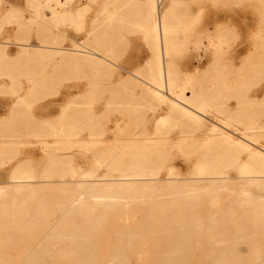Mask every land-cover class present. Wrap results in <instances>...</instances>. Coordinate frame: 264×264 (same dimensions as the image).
I'll list each match as a JSON object with an SVG mask.
<instances>
[{"label":"rangeland","instance_id":"1","mask_svg":"<svg viewBox=\"0 0 264 264\" xmlns=\"http://www.w3.org/2000/svg\"><path fill=\"white\" fill-rule=\"evenodd\" d=\"M143 1L66 0L68 7L65 9L55 6L60 7L59 11L77 13L82 10L78 28L57 23L50 4H46L48 0H0V42L7 45L0 54V119H4L0 134L8 139L0 141V160H4L0 182L8 181L9 171L19 161L29 159L38 174L42 171L41 178L35 181H50L44 183L45 187L37 182L42 188L35 184L39 193L63 200L80 191L64 188L65 182L60 181L74 185L72 180L82 179L86 173L94 175L93 179L118 177L122 170L135 168L139 161L148 168H156L162 182L175 177L193 179L198 176L196 168L201 155L208 150L213 155L219 153V157H207L209 165L220 162V169L232 180L241 179L238 163H233L234 157L225 155L226 147L218 151L206 147L214 135L210 131L211 121L195 127L189 120L176 115L171 125L161 126L157 131V120L170 113L168 107L157 106L156 100L128 74L141 71L148 76L151 71L148 61L153 50L141 29V16L138 18L139 14L143 15L139 12V4ZM181 1L184 2L177 7L175 20L178 43L170 56L177 78H190L195 90H205L211 102L218 104L222 112L214 111L210 118L221 120L239 113L242 122L235 124L240 132L246 131L250 118L264 125V38L261 37L264 0ZM217 29L229 38L221 51L220 65L212 52L206 53L195 44L196 40L214 34ZM57 36L61 37L60 42L51 43L50 38ZM82 41L115 53L122 67L109 70L98 66L95 69L89 61L65 57L57 51L54 54L41 53V49L33 51L41 45L72 48ZM13 84L21 88L19 95L28 94L36 84L40 86L38 99L33 101L32 107H22V112L14 118L9 113L16 96L4 88ZM186 93L192 95L191 90ZM74 99L80 101L83 108L76 105L69 110L65 118L67 124L50 126L42 134L44 140L33 136L34 131L46 128L44 119L59 115ZM6 116L9 117L5 119ZM9 136H19V141H11ZM260 144L264 145V134ZM245 158L241 155L239 162ZM73 170L77 172L75 177ZM254 182L252 189L264 195V183ZM203 191L206 214L211 210V198H218L217 204L223 208L233 192L221 187ZM30 206L33 208L34 202ZM131 208L128 221L121 215L114 216L93 239L101 258L117 247L114 245L116 232L125 223L134 227L136 218L143 215L142 206ZM39 223L43 225L46 221ZM38 239V235L16 237L13 244L0 250V256L20 263L24 248ZM151 257L149 240H143L139 248L130 253L133 264H147ZM66 262L57 260V264H75V261ZM189 264L201 262L193 260Z\"/></svg>","mask_w":264,"mask_h":264},{"label":"bare ground","instance_id":"2","mask_svg":"<svg viewBox=\"0 0 264 264\" xmlns=\"http://www.w3.org/2000/svg\"><path fill=\"white\" fill-rule=\"evenodd\" d=\"M65 1L48 0L45 3L50 4L57 23L79 28L82 10L74 13L55 7L59 5L65 9L68 7ZM182 2L145 0L139 4V12H143L138 15L143 21L141 29L153 50L148 61L151 71L148 76L141 71H129L128 74L156 100L157 106L168 107L170 113L157 120V131L161 126L171 125L176 115L189 120L195 127L211 121L210 131L214 135L206 147L216 151L226 147L225 155L234 157L233 163H238L241 179L232 180L220 169V162L209 165L206 160L219 157V153L213 155L208 150L201 155L196 168L198 176L193 179L175 177L162 182L156 168H148L139 161L135 168L122 170L118 177L93 179L94 175L86 173L82 179H73L74 185L60 181L65 182L64 188L80 192L55 200L45 193L40 194L36 186L37 182L44 184L49 180L35 181L31 174L14 169L10 181L0 182V250L13 244L16 237L38 235L39 239L24 248L22 262L14 263L8 257L0 256V264H57V260L75 261V264H133L130 253L137 250L143 240H149L151 245L152 257L147 264H189L193 260H200L201 264H264V195L251 187L254 181L264 183V145L260 144L264 125L250 118L246 131L240 132L235 124L242 122L239 113L221 120L210 118L214 111L222 112L218 104L211 102L205 90H195L190 78H177L170 56L178 43L176 9ZM261 37L264 38V33ZM228 41L227 34L217 29L214 34L194 43L206 53L212 52L219 62ZM59 42L57 39L51 43ZM85 42L75 43L72 48L52 47L66 57L89 61L95 69L98 66L109 70L122 67L115 53L100 45L88 46ZM4 43L0 42V54L7 46ZM42 47L47 46L41 45L33 51ZM189 90L191 96L186 93ZM241 155L246 158L239 162ZM3 163L4 160H0V167ZM76 174L73 170V177ZM219 187L233 192L223 208L217 204L218 198H211V210L206 214L203 190ZM135 205L142 206L143 215L136 218L134 227L125 223L116 232L114 245L117 247L101 258L95 247V237L114 216L121 215L128 221V210ZM39 221H46V224Z\"/></svg>","mask_w":264,"mask_h":264},{"label":"crops","instance_id":"3","mask_svg":"<svg viewBox=\"0 0 264 264\" xmlns=\"http://www.w3.org/2000/svg\"><path fill=\"white\" fill-rule=\"evenodd\" d=\"M60 27H62V26H59V28ZM57 39L61 40V37L57 36L56 38H50V41L54 42ZM55 51L56 50L52 46H47V47L41 48V53H45V54L46 53L54 54ZM35 54H38V51H36ZM4 88H6L5 90L7 92H9V93L13 94L14 96H16L15 104H14V106L12 107V109H11V111L9 113L10 117L14 118L15 116H17V114L22 112V107H26L27 109H30L32 107L31 104L33 103V101L38 99L37 95H38V91H39L40 86L37 85V84H36V86L34 85L31 88V91L28 94H26V95H19V91H20L21 88L16 86V84H13V85H10V86L4 87ZM76 105L78 106L79 109L82 107L81 104H80V101L76 102V99H74L71 102H69L68 105H66V106H64L62 108V110H61L59 115H57L53 119L52 118L44 119L45 123L43 125L46 128L45 129H41L39 131H34L33 136L41 138L40 140H44L45 138L42 137V134L46 133L47 130L50 128V126H55V125H60V124H67L66 121H65V118L69 115V110L71 111L73 108H75ZM87 110H89V109H87ZM8 117L9 116H6L4 118L6 119ZM3 122H4V119L1 118L0 119V125ZM1 135H3V134H0V141L8 140L6 138L4 139L3 136L1 137ZM8 138L11 141H19L18 140L19 136H14V137L9 136ZM12 161L5 162L4 166L8 165V163L10 164ZM1 167H3V166H1ZM14 169H19L21 172H27V173L31 174L34 177V179L41 178L42 171H41L40 174H38L36 169L32 165V161L29 160V159H25V160L19 161L13 168H11V170L9 171L8 181L11 180L12 171ZM8 181H6V182H8Z\"/></svg>","mask_w":264,"mask_h":264}]
</instances>
